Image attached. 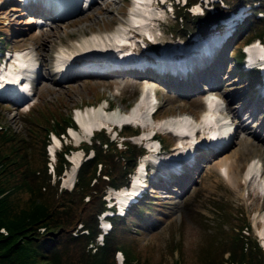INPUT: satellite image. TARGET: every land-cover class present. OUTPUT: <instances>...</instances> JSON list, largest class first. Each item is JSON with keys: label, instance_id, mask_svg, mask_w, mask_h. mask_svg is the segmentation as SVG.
Returning <instances> with one entry per match:
<instances>
[{"label": "rangeland", "instance_id": "rangeland-1", "mask_svg": "<svg viewBox=\"0 0 264 264\" xmlns=\"http://www.w3.org/2000/svg\"><path fill=\"white\" fill-rule=\"evenodd\" d=\"M20 4V0H11L10 3L0 0V22L2 16H8L10 19L8 28L10 31L8 32L2 26H0V31L6 35L4 40L10 42V48L16 49L32 45L37 49L36 57L43 65V74L41 83L31 100L32 104L24 105L19 109L11 104L3 103L6 115V119L2 121L3 124L12 126L16 131H22L24 129L23 115L30 108L32 109V105L35 103L45 106L57 104L55 107L59 109L63 107L66 115L73 114V116L74 110L78 108L85 109L87 106L94 105L98 107L100 104L106 106L108 102L127 112L134 106L140 98L142 89L148 84L147 81L117 77L113 79L81 78L61 82L51 69L53 61L62 48H72L83 37L91 36L94 33L115 31L118 25L130 17L129 12L133 0H100L90 8L83 10L81 15L71 19L66 18L67 13L54 15L51 26L47 27L48 33L34 28L33 14L38 11V7L24 4L25 8H30V10H24ZM160 10L162 13V9ZM160 17L162 19L163 13ZM159 23L154 25L153 30V33L158 37L160 45L158 47L177 46L183 49L185 39L173 37L169 30L170 26L172 27V24L176 23L174 16L167 12L163 22ZM187 50L192 54L190 48ZM138 55V57H142L146 53L140 49ZM223 58L225 61V63L223 62L224 73H220L218 69H212L208 78H203L199 83L209 85L207 81H210L211 78L209 83H212L213 79L217 80L216 76L220 77L219 94L225 95L228 100L231 99L233 112H237L238 115L244 113L246 121L244 125L247 132L240 129L236 144L230 151L211 163H206L203 156L199 157L196 164L197 169L193 172L196 182L188 178V175L181 178L173 177L176 184L170 185V190L166 191L164 184H155L163 170L160 171L152 167L150 175L152 180L147 179L146 182L150 185V190L145 201L146 204H149L150 198L151 208L144 209L143 217L139 219L145 224L134 226L133 235L136 237V250L140 249L144 254L148 248H152V254L155 255L160 251L164 255L161 261L165 264H177L176 261L179 260L181 264H185L183 263L185 261L187 264L207 263L206 258L203 257L208 252L210 240L214 238L213 234L218 231L219 224L224 230L230 227L222 216L224 210L218 209V201L232 204L236 212L241 210V203L247 202L248 211L252 215L250 219L254 236L261 240L259 230L264 228V207L262 208L264 191L258 192L252 182L248 186L249 195L246 196L243 176L254 158L260 159L264 164V126H260L264 124V115L254 114L249 119L250 114L256 108H260L264 113V104L259 101L258 105L254 98V105L248 107L252 102L247 95L251 91L250 88L247 87L244 79L239 78L236 72L230 68L231 60L226 51ZM44 64L47 66L45 67ZM136 75L141 74L137 73ZM149 84L157 87L161 105L158 113L161 119L178 116L179 112L200 115L205 107L203 100L198 97V92L190 93L189 96L185 94L197 84L194 80L164 84L150 80ZM153 129L148 128L147 131L151 132ZM244 137L248 138L252 145L242 143ZM171 139L176 144L175 139L172 137ZM179 150L174 145L168 150V154L163 156L168 157L172 153L178 154ZM227 156L233 159L235 171L240 169V178L236 183L226 179L220 173L217 165L221 158ZM1 169L3 168H0V241L9 239L7 244H3L1 253L4 255L9 250H13V254L6 257L8 264H51V258L50 260L46 259L42 254L49 253L50 247L59 244L60 241L56 236H53L50 228L45 226L49 220L46 219V214L43 215L42 205L34 201L35 195L32 197L26 188L20 187L19 183L16 184L18 179L16 181L17 177L13 175L12 171L4 172ZM165 173L170 172L165 171ZM54 184L56 182L52 180V185ZM153 184L154 186H152ZM226 213L227 211H225ZM51 225L53 227V224ZM81 226L79 225L78 229ZM8 229H11L10 234ZM22 237L24 239H21ZM170 246L173 247L172 254ZM18 247L19 249H16ZM226 257H229V253L226 254ZM6 259L1 260L0 264H7L5 263Z\"/></svg>", "mask_w": 264, "mask_h": 264}, {"label": "trees", "instance_id": "trees-1", "mask_svg": "<svg viewBox=\"0 0 264 264\" xmlns=\"http://www.w3.org/2000/svg\"><path fill=\"white\" fill-rule=\"evenodd\" d=\"M198 2L199 0H189V6ZM225 2L227 9L216 4L215 13L206 10L204 16L198 17H193L187 11L188 8L178 7L177 13L183 22L178 19L171 28L172 31L175 35L185 38H190L196 32L207 34L212 23L227 17L238 7L259 3L260 7L253 8V16L246 22L245 28L251 30V35L242 43H247L256 36H263L264 18L258 19L256 15L264 12V0H225ZM234 57L242 62L243 54L240 49ZM4 119L6 116L0 103V125ZM23 122L22 131L4 125L0 129V168H3L1 170L4 172L12 171L17 177L16 181L18 179L16 184L19 183L20 187L26 188L32 197L35 195L34 201L42 205L43 215L46 214V219L49 220L45 226L50 228L53 236L60 241L59 244L50 247L49 253L42 254L43 257L49 260L51 258V264H117L116 253L122 250L127 264H165L161 261L164 255L160 251L155 255L152 254V248H148L143 254L142 250L135 248L136 237L132 228L140 225L138 217L141 212H138V208H141V203L132 209L126 218L113 219L114 229L106 236L104 245H99L96 241L101 231L98 217L107 209L104 199L106 189L109 186L119 188L128 184L129 175L136 169L137 160L144 150L130 142H126L127 148L122 150L106 133H102L95 138L91 146L84 145L86 152L91 148L95 150V157L84 162L79 169L78 182L74 189L60 192L59 183L52 185L47 171L46 147L50 141L49 131L54 130L59 135L66 133L67 127L75 125L73 120L65 116L62 107L59 109L54 105L47 107L39 104L24 115ZM52 122L57 123L54 126ZM105 144L108 146L107 149L103 147ZM71 149L70 145L64 146L62 152L58 154L59 175L62 174L65 166L70 165L65 154ZM13 178L15 179L14 176ZM144 207L149 208V204H143ZM218 207L221 211L224 210L222 216L230 227L224 230L219 224L218 231L210 240L208 252L203 257L207 260L206 264H264V251L259 242L242 232L247 226L246 219L240 217L239 213L235 214L230 206L218 204ZM79 225H82V229H78ZM8 230L10 234L11 229ZM8 240L0 241V261L13 254V250H9L4 255L1 253L3 244H7ZM170 250L172 254V246ZM227 253L229 257H226ZM7 261L8 259L5 263L8 264ZM183 263L187 264L186 261Z\"/></svg>", "mask_w": 264, "mask_h": 264}, {"label": "bare ground", "instance_id": "bare-ground-1", "mask_svg": "<svg viewBox=\"0 0 264 264\" xmlns=\"http://www.w3.org/2000/svg\"><path fill=\"white\" fill-rule=\"evenodd\" d=\"M29 1V0H28ZM40 2L42 0H39ZM86 1H80L79 0H51V2H55L56 4L60 5L59 7H63L64 9H67L70 11V7L73 6L75 9L79 8L84 2ZM97 1V0H96ZM100 1V0H99ZM153 1L156 0H133L132 7H130V17L126 19V21L122 22L115 31L111 33H95L91 36L83 37L81 41L78 42V44L74 45V47L70 49H62L59 56L63 59H68L70 55L75 54L80 51L84 50H91V51H98V50H104V52H108L109 56L111 54L118 53L119 51L122 52L123 61L125 62L127 59L131 57V55H127V53L123 52L124 49L122 48V43H128V40H131V32L135 31L138 33H145L146 31H150V28L153 25H156V21L159 20L161 13V10L159 7L155 6L152 7L151 4ZM22 6L24 5V2L21 0ZM46 5H50L49 1H44ZM40 5V4H38ZM43 6V7H44ZM52 6V5H51ZM92 6V5H91ZM54 9L56 7L52 6ZM85 5L83 6V8ZM82 8V9H83ZM42 13L39 15V18H43L47 12H45L43 9H41ZM44 19V18H43ZM125 23V24H124ZM218 39H214L212 41H208L205 43H209L210 46L213 43H219L217 41ZM209 47V45H208ZM119 49V50H118ZM204 49V48H203ZM247 51H249L250 54V61L251 62H257L262 60L264 62V50L259 49V47L255 44L250 45L247 48ZM103 52V53H104ZM165 57L162 58V56L158 55V57L162 58L160 59L158 66L165 68V69H171V68H177L175 63L177 62V58H175V54L179 55H188V52H184L182 49H174L173 51L165 50ZM24 54L26 57L31 58L33 56V51L30 49H25ZM113 59L116 60V55L112 56ZM156 57V58H158ZM142 63H145V60L142 61ZM188 64L191 65V67H194L195 65L192 64L191 61L188 60ZM68 65V64H67ZM107 66L106 69H114L117 67H122V65H116V64H105ZM184 65H187V62L184 63ZM264 65V63H263ZM90 65H86L81 69H73L74 71H86V70H93L92 67H89ZM182 66V65H180ZM63 69H66L69 71V67L66 65L61 66ZM33 75V74H32ZM31 75V76H32ZM67 76V73L63 72V77ZM145 81H147L145 79ZM149 82V81H147ZM154 87L151 84H147L142 92V98L137 102V104L128 112L123 113L122 111H119L118 109L112 110L110 112L106 111L105 105H100L99 107H86L85 109L76 110V119L81 127V131L77 130H71V134L76 140L77 143L80 142V140L84 139V137L88 138L94 134V131L96 128L107 126L110 128L112 124H136L141 125L143 128H159L161 130H168L173 131L175 133H179L182 138L188 136H193L194 130L196 129L197 125L204 127V123L201 122H192L191 118L187 115H179V116H173L169 117L167 119L162 120L161 122L157 123L152 120L151 117V111L155 107L154 104ZM208 106L210 112L207 114L209 115L210 120H213V123L216 126H222L223 128H227L229 126V123L226 124L223 121V118L220 114V108L221 104L217 98H210L208 100ZM234 114H237L234 112ZM264 115V113L262 114ZM226 124V126H225ZM260 125V124H259ZM264 126V124H261L260 126ZM225 126V127H224ZM240 126H244L242 123ZM262 126V127H263ZM186 128V129H185ZM208 129V127H207ZM242 130H247L246 128H241ZM152 133L144 132L141 136L135 138L136 140H145L149 139L150 135ZM258 136V135H256ZM245 138V137H244ZM242 143H248V139L245 138ZM61 141L59 139H56L55 144L52 146V151H54L58 146H60ZM252 145V142L249 143ZM149 146H153L155 151H158L159 144L157 142H149ZM186 146V145H185ZM187 147V146H186ZM178 148V147H177ZM177 154H171L169 159L164 157H158L155 155H149L148 158L153 160L155 164H166L165 169L167 172H170L172 169H174V166L177 165ZM83 158V153L81 151L75 152V154L71 157L72 161L74 162L73 170L69 172V176L66 179V184H71L75 178V170L78 167V165L81 163ZM261 161L257 159H253L252 162L249 164L248 169L243 176L244 181L246 182H257V185L259 188H264V180H262L261 173L262 171V164H260ZM220 173L228 179L232 183L238 182V179L240 178V169L235 171V166L233 159L231 157H225L221 158L219 162L217 163ZM144 173V171H143ZM139 187L138 181H135L133 186L131 188L123 189L116 193V197L123 201L127 202L129 199H131L134 194L137 192V188ZM264 218V217H263ZM259 235L262 238V243L264 245V228L262 230H259Z\"/></svg>", "mask_w": 264, "mask_h": 264}]
</instances>
